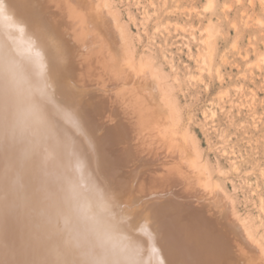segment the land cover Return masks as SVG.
<instances>
[{
  "label": "bare ground",
  "instance_id": "bare-ground-1",
  "mask_svg": "<svg viewBox=\"0 0 264 264\" xmlns=\"http://www.w3.org/2000/svg\"><path fill=\"white\" fill-rule=\"evenodd\" d=\"M86 2L0 0V264H264L160 72Z\"/></svg>",
  "mask_w": 264,
  "mask_h": 264
},
{
  "label": "rangeland",
  "instance_id": "rangeland-1",
  "mask_svg": "<svg viewBox=\"0 0 264 264\" xmlns=\"http://www.w3.org/2000/svg\"><path fill=\"white\" fill-rule=\"evenodd\" d=\"M103 1L137 62L160 72L213 184L264 247V0Z\"/></svg>",
  "mask_w": 264,
  "mask_h": 264
}]
</instances>
